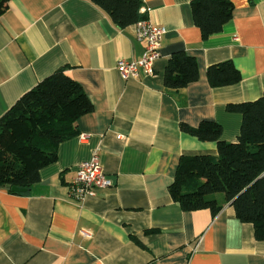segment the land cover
<instances>
[{
	"label": "crops",
	"instance_id": "obj_1",
	"mask_svg": "<svg viewBox=\"0 0 264 264\" xmlns=\"http://www.w3.org/2000/svg\"><path fill=\"white\" fill-rule=\"evenodd\" d=\"M232 2V19L204 39L191 0H143L141 11L165 28L161 58L154 75L124 78L118 61L146 50L135 25L119 28L92 0L9 1L0 17V117L59 69L94 109L30 189L0 187V264H264V241L231 204L187 211L169 193L182 155L218 154L216 142L180 125L214 120L236 141L242 115L227 104L264 93V0ZM178 50L196 58L199 79L176 90L165 71ZM227 60L242 80L212 87L208 68ZM94 152L113 184L75 200L70 185Z\"/></svg>",
	"mask_w": 264,
	"mask_h": 264
},
{
	"label": "trees",
	"instance_id": "obj_2",
	"mask_svg": "<svg viewBox=\"0 0 264 264\" xmlns=\"http://www.w3.org/2000/svg\"><path fill=\"white\" fill-rule=\"evenodd\" d=\"M10 0H0V17ZM119 28L146 18L143 0H92ZM195 25L204 39L223 30L233 17L232 0H191ZM212 87L242 80L232 60L211 65ZM199 79L196 58L183 50L173 52L165 71V85L181 89ZM94 106L82 85L59 69L25 92L0 117V187L30 189L41 170L56 162L62 142L79 135V119ZM227 111L242 115L236 141L222 138L223 127L214 120L181 129L201 141L217 143L218 154L182 155L169 186L172 199L183 210L210 209L219 213L231 204L238 219L254 226L264 241V93L255 100L229 103Z\"/></svg>",
	"mask_w": 264,
	"mask_h": 264
},
{
	"label": "built area",
	"instance_id": "obj_3",
	"mask_svg": "<svg viewBox=\"0 0 264 264\" xmlns=\"http://www.w3.org/2000/svg\"><path fill=\"white\" fill-rule=\"evenodd\" d=\"M135 26L137 37L146 41V50L137 60L118 61L117 68L124 78H139L141 74L154 75L155 63L161 58L160 47L165 28L153 23L148 17L139 20ZM112 184V180L103 169L99 154L94 152L89 161L78 166L76 176L70 185L71 197L82 201L89 196H96L98 190L109 188Z\"/></svg>",
	"mask_w": 264,
	"mask_h": 264
},
{
	"label": "water",
	"instance_id": "obj_4",
	"mask_svg": "<svg viewBox=\"0 0 264 264\" xmlns=\"http://www.w3.org/2000/svg\"><path fill=\"white\" fill-rule=\"evenodd\" d=\"M12 190H13V191H18V192H23V191H25L26 189H25V188H19V187H15V186H14V187L12 188Z\"/></svg>",
	"mask_w": 264,
	"mask_h": 264
}]
</instances>
